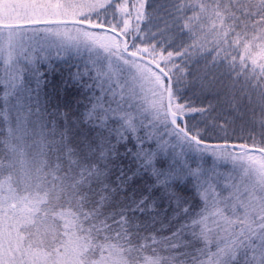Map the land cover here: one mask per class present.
<instances>
[{"label": "snow or ice", "instance_id": "1", "mask_svg": "<svg viewBox=\"0 0 264 264\" xmlns=\"http://www.w3.org/2000/svg\"><path fill=\"white\" fill-rule=\"evenodd\" d=\"M0 264H264V0H0Z\"/></svg>", "mask_w": 264, "mask_h": 264}]
</instances>
